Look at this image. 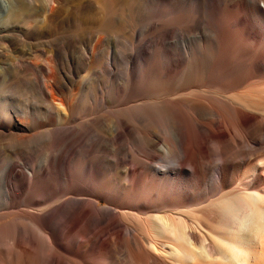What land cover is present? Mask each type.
Here are the masks:
<instances>
[{
	"label": "rangeland",
	"instance_id": "rangeland-1",
	"mask_svg": "<svg viewBox=\"0 0 264 264\" xmlns=\"http://www.w3.org/2000/svg\"><path fill=\"white\" fill-rule=\"evenodd\" d=\"M5 1L0 0V179L5 166L11 162H15L14 170L23 176L18 182L12 174L6 176L7 188L10 193L12 190L13 197L8 203L4 202L0 183V225L16 221L28 231L38 226L30 218L32 213L49 217L53 211L60 212L66 201H96L94 195L104 193L90 189L94 177L96 180H121L120 169L133 166L138 160L171 165L185 151L190 156L201 153L207 162H217L221 145L228 146L231 141L228 135L239 136L244 141L238 143L234 138L236 149L242 153L234 156L235 149L228 148V154L235 157H232L233 162L240 161L244 167H254L256 173L264 166V56L254 58L255 64L251 66L240 64L235 69L215 68L214 79L206 78L208 69L200 65L195 75L197 78H193L191 84H173V88L159 92H154L151 86V83L163 80L155 72L157 69L166 70L172 77L185 74L189 68L186 63L189 53L195 52L194 59H201L202 63L208 54L218 56V48L209 41L214 34H223L220 23L227 10L238 15L231 20L232 29L243 36L251 49L257 48L264 38V14L259 16L247 0L243 3L233 0L229 8L221 4L224 0ZM259 5L264 7L260 1ZM27 42L32 49L35 45L44 49L46 55L38 58L47 57L51 70L45 66V71L40 73L29 65H13V55L24 49ZM92 49L98 60L95 67L88 66L86 60L76 63L75 57L80 51L84 50L88 55ZM1 66L6 67L5 71ZM52 71L56 75L59 93L52 104L54 109L49 110L43 85ZM186 93L190 96L199 94L205 99L217 97L243 106L252 119L245 128L228 133L222 118L209 113L197 115L187 107L184 109L183 104L174 102L171 107L177 114H164L155 124L142 120L139 114L142 105L152 109L150 103L153 100L176 99ZM60 99L75 104L73 118L65 122L62 130L58 129L61 125L57 121L64 114ZM117 110L121 111L117 113ZM133 120L137 121L133 123ZM172 120L180 133L181 145L187 146L186 150L179 149L180 143L169 130ZM213 135L218 136L217 141L212 139ZM47 152L54 159L50 169L42 172ZM166 153L170 156L165 157ZM159 158L164 159L159 162ZM83 164L91 167L82 172ZM94 170L95 173L98 171L97 175ZM32 171L41 176L30 179ZM63 171L69 180L77 183V188L72 184L68 187L61 185ZM41 182L48 184L54 194L48 196L43 192ZM234 186L210 187L211 190L207 187L202 197H192L175 206L162 204L151 209L137 202V209L118 208L117 211L127 210L146 220L152 215L171 214L202 218V208L213 206ZM105 198V195L101 196L98 205L101 208L109 206L112 210L110 228L122 230L125 237L132 238L135 230L123 223L122 212L118 215L117 208ZM76 211L80 213L79 209ZM38 229L45 231L43 227ZM101 240L109 241V232L103 234ZM58 241L65 242L61 238ZM117 257L125 258L121 252Z\"/></svg>",
	"mask_w": 264,
	"mask_h": 264
},
{
	"label": "bare ground",
	"instance_id": "bare-ground-1",
	"mask_svg": "<svg viewBox=\"0 0 264 264\" xmlns=\"http://www.w3.org/2000/svg\"><path fill=\"white\" fill-rule=\"evenodd\" d=\"M242 1L238 0V2ZM259 1L264 4V0H247L260 16V14H264V7L262 8L259 5ZM221 4L224 8H229L233 5V0H224ZM27 16L30 17V14ZM234 17H238V15L228 10L225 11L220 23L224 29L223 34L218 36L214 34L209 41L213 47L218 48V56L208 54L205 57L203 53H199L205 58V63H202L201 59H194L195 52L189 53L186 57V63L189 65L188 71L179 76L177 74L175 77L169 76L166 70H155L163 80L151 83L154 92L161 89H170L173 84L193 83V78H197L195 75L200 65L208 69L206 78L214 79L216 76L215 68L218 70L220 68L221 70L225 68L235 69L240 64L251 66L255 64L254 58L263 57L264 38L261 36V43L257 48L251 49L243 36L232 29L233 23L231 20ZM86 53L84 50L80 51L75 57L76 63L86 60L88 66L95 67L98 60L93 53V49L88 55ZM45 55L43 48L35 45L32 49L29 42H27L24 49L13 55V65L17 66V63L29 65L43 73L45 66L51 70L48 65L50 60L47 57L38 58ZM223 61L226 63H222ZM69 65L72 66V63ZM1 67L5 71L6 67ZM88 77L86 76L87 79ZM55 81L56 75L52 71L43 85V94L47 98L49 110L54 109L52 104L59 93ZM174 102L183 104L184 109L187 107L188 110H193L197 115L209 113L213 117L222 118L228 133L237 128H245L252 119V115H249L243 106L222 101L217 97L205 99L202 95L193 94L190 96L188 93L176 99L163 97L153 100L150 103L152 109L144 108L142 105L139 114L142 120L153 124L164 117V114H177L171 107ZM60 103L64 108V114L59 116L57 121L61 125L58 129L62 130L65 122L73 118L75 104L62 99H60ZM133 108L135 109L136 106H133ZM120 111L117 110V113ZM131 112L132 110L129 113L131 114ZM257 126L258 124L255 125V127ZM169 127V130L175 134V139L181 145L182 139L175 122L173 121ZM141 128L142 126H140ZM73 129H76V127ZM119 130L121 129L119 128ZM164 130L168 132V129ZM115 133L118 134V131L115 130ZM140 136L142 135L140 134ZM228 136L232 142L230 141L227 144L228 146L221 145L219 151L220 153L222 151V153H217L221 155L220 160L217 162H207L208 160L206 161L205 156L201 153L190 156L185 151H182L184 153L178 160L176 159L179 155L175 157L176 161L173 164L169 162L171 165L160 162L164 158H159V164L138 160L133 163V166H125L120 169L119 172L123 176V179L119 177L121 180L110 178L96 180L97 178L94 177L89 184L90 189L94 190L95 193H104L103 195L95 194L96 201H66L60 212L53 211L49 217L32 213L30 218L38 226L37 228H30L28 231L16 221L0 225V264H264V173L263 175L258 174L261 173L259 171L264 172V166L258 168V173H256L254 167H244V164L240 161L233 162L235 153H242V151L236 149L234 138L237 139L238 143L241 142L242 138ZM217 138L218 136H212L213 140L217 141ZM186 147L181 145L179 149L186 150ZM164 148L169 149L167 146H164ZM228 148L235 149L233 151L234 156L228 154ZM166 155L169 154L166 153L165 157ZM44 159L45 165L41 168L42 172L50 169L54 158L47 152ZM186 160L188 162H185ZM14 164L15 162H11L5 166L0 179L5 203L13 200L12 190L10 193V188H7L6 176L12 174L17 182L21 181L23 176V174L14 170ZM89 167H91L89 164H83L80 171L85 172ZM97 174L98 171L95 175ZM39 175L38 172L32 171L30 179L37 178ZM63 175L61 185L68 187L69 184H72L76 187L77 183L72 179L69 180L64 171ZM227 185L235 186L225 195L222 194V197L220 196L213 206L209 207L208 205V207L202 208V218L191 219L187 218L188 216L185 217L186 215L183 217L171 214L152 215L150 220H146L141 216L128 213L127 210L117 211L118 208L137 209L139 207L137 202H140V206L146 205L151 209H156L158 205L162 204L175 206L189 198L202 197L206 193L205 188L207 187L224 188ZM40 189L48 196L54 194V190H51L49 185L44 184V182L40 183ZM104 195L107 197L105 199L117 208H115L117 214L122 212L120 218L123 223L135 230V234H133V237L131 236L132 238L125 237L122 230L110 228L112 210L109 206L101 208L98 205L99 198ZM78 209L80 213H76ZM39 227H43L45 231L39 230ZM108 232L109 241L101 240V236L108 234ZM59 238L65 242L60 243ZM25 240H28V244ZM119 252L125 258L117 257Z\"/></svg>",
	"mask_w": 264,
	"mask_h": 264
}]
</instances>
